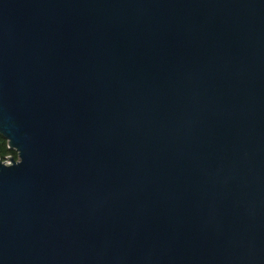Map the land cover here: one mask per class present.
Listing matches in <instances>:
<instances>
[{"label": "water", "instance_id": "water-1", "mask_svg": "<svg viewBox=\"0 0 264 264\" xmlns=\"http://www.w3.org/2000/svg\"><path fill=\"white\" fill-rule=\"evenodd\" d=\"M0 264H264V0H0Z\"/></svg>", "mask_w": 264, "mask_h": 264}, {"label": "trees", "instance_id": "trees-1", "mask_svg": "<svg viewBox=\"0 0 264 264\" xmlns=\"http://www.w3.org/2000/svg\"><path fill=\"white\" fill-rule=\"evenodd\" d=\"M10 155L15 158L18 156L16 150L9 148L7 140L0 134V158L6 160Z\"/></svg>", "mask_w": 264, "mask_h": 264}, {"label": "rangeland", "instance_id": "rangeland-1", "mask_svg": "<svg viewBox=\"0 0 264 264\" xmlns=\"http://www.w3.org/2000/svg\"><path fill=\"white\" fill-rule=\"evenodd\" d=\"M11 156V155H10ZM10 156H8V157H10Z\"/></svg>", "mask_w": 264, "mask_h": 264}, {"label": "flooded vegetation", "instance_id": "flooded-vegetation-1", "mask_svg": "<svg viewBox=\"0 0 264 264\" xmlns=\"http://www.w3.org/2000/svg\"><path fill=\"white\" fill-rule=\"evenodd\" d=\"M18 157V156H17Z\"/></svg>", "mask_w": 264, "mask_h": 264}]
</instances>
